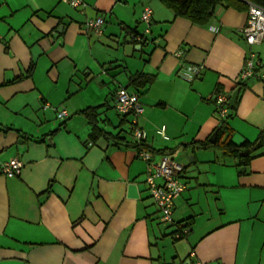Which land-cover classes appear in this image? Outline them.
Returning <instances> with one entry per match:
<instances>
[{
  "label": "crops",
  "instance_id": "0c3cea01",
  "mask_svg": "<svg viewBox=\"0 0 264 264\" xmlns=\"http://www.w3.org/2000/svg\"><path fill=\"white\" fill-rule=\"evenodd\" d=\"M84 1L0 0V264H264V146L245 164L221 145L191 144L214 143L222 121L210 97L237 88L220 143L264 131V40L250 46L240 32L248 9L218 4L195 23L161 0ZM146 6L151 32L136 42L128 31L144 33ZM101 15L103 33H89ZM251 50L260 64L239 84ZM186 64L202 74L183 78ZM137 73L154 80L137 86ZM121 87L140 96L137 125L154 157L168 149L185 166L175 224L148 190L132 116L117 109ZM96 106L94 131L81 111ZM13 158L23 167L8 177ZM183 221L189 232L175 238Z\"/></svg>",
  "mask_w": 264,
  "mask_h": 264
},
{
  "label": "built area",
  "instance_id": "2783aa9c",
  "mask_svg": "<svg viewBox=\"0 0 264 264\" xmlns=\"http://www.w3.org/2000/svg\"><path fill=\"white\" fill-rule=\"evenodd\" d=\"M69 3L74 8H84L87 3L84 0H62ZM248 3V16L246 24L240 29L247 43L250 46L260 44L264 40V5L253 1ZM153 18V10L146 6L141 15V21L146 24L144 33H135L129 30L128 34L133 41H146L148 38L145 34L151 32V24ZM105 24L103 15L86 22V30L89 33L101 35ZM182 51L177 53V56H182ZM260 62L257 58V53L250 51L245 66L238 78V83H243L247 78L251 77ZM202 65L186 64L180 75L192 80L200 76L203 72ZM210 99L214 102L216 113L222 123L227 119L230 111V97L222 92H215ZM116 104L119 113L123 116H132V134L138 145H141L146 139V132L137 125V117L143 112L144 108L140 101L139 94L129 91L126 87H121L116 94ZM57 116L61 120H65L68 116V110L62 107L57 110ZM159 132L165 135V127H162ZM139 157L146 161V184L156 206L161 212L162 221L167 225L175 224L173 212L175 202L186 189L187 185L183 180L185 166L176 158V153L163 154L158 158L154 157L152 150L142 148L139 151ZM23 163L18 158H13L5 162L2 166V171L8 177L20 175ZM161 180V182H159ZM189 232V227L185 221L177 224V229L174 232L175 238H181Z\"/></svg>",
  "mask_w": 264,
  "mask_h": 264
},
{
  "label": "trees",
  "instance_id": "16d2710c",
  "mask_svg": "<svg viewBox=\"0 0 264 264\" xmlns=\"http://www.w3.org/2000/svg\"><path fill=\"white\" fill-rule=\"evenodd\" d=\"M167 7L171 8L176 16H182L190 19L195 23H206L214 14V9L218 4H226L228 6H234L238 9H248L247 1H253L258 4L264 5V0H161ZM154 80L153 75L137 73L133 75L131 78V83L136 84L137 86H144L149 82ZM239 86V85H238ZM231 110H236L235 107H230ZM97 109L98 107H89L83 111V114L89 122L93 125V130L95 131L97 128ZM228 127L226 122L224 121L218 127V135L214 141V143H205L200 141H194L191 144L194 148L201 149H209V148H218L221 145V149L232 156L239 157L243 163H248L250 161L251 156L261 147L264 146V131L260 133L258 138L251 142L246 141L241 145L234 143L229 136L222 142L221 139L224 136ZM134 146H139L142 148H148L149 146L146 143H142L141 145L134 144ZM245 151V155H241L240 153ZM159 152L163 154L174 153V151H169L168 149H162Z\"/></svg>",
  "mask_w": 264,
  "mask_h": 264
},
{
  "label": "water",
  "instance_id": "95a60500",
  "mask_svg": "<svg viewBox=\"0 0 264 264\" xmlns=\"http://www.w3.org/2000/svg\"><path fill=\"white\" fill-rule=\"evenodd\" d=\"M239 91H240V88H237V89L232 93L231 98H230V101H229V105H230L231 107H234V106L236 105V100H237V97H238V93H239ZM217 134H218V130H216V131L213 133V135L211 136V138H210V141H211V142H214V140H215Z\"/></svg>",
  "mask_w": 264,
  "mask_h": 264
},
{
  "label": "rangeland",
  "instance_id": "374dc122",
  "mask_svg": "<svg viewBox=\"0 0 264 264\" xmlns=\"http://www.w3.org/2000/svg\"><path fill=\"white\" fill-rule=\"evenodd\" d=\"M129 116H131V115H129ZM184 154H186V153H183V154H182L183 157L185 156Z\"/></svg>",
  "mask_w": 264,
  "mask_h": 264
}]
</instances>
